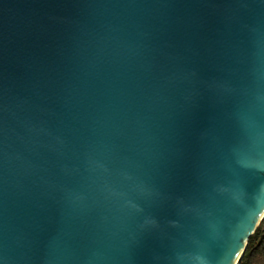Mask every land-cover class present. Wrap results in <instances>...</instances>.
I'll return each mask as SVG.
<instances>
[{
  "label": "water",
  "instance_id": "95a60500",
  "mask_svg": "<svg viewBox=\"0 0 264 264\" xmlns=\"http://www.w3.org/2000/svg\"><path fill=\"white\" fill-rule=\"evenodd\" d=\"M264 219V0H0V264H239Z\"/></svg>",
  "mask_w": 264,
  "mask_h": 264
},
{
  "label": "trees",
  "instance_id": "16d2710c",
  "mask_svg": "<svg viewBox=\"0 0 264 264\" xmlns=\"http://www.w3.org/2000/svg\"><path fill=\"white\" fill-rule=\"evenodd\" d=\"M239 264H264V219L255 234L251 236Z\"/></svg>",
  "mask_w": 264,
  "mask_h": 264
}]
</instances>
